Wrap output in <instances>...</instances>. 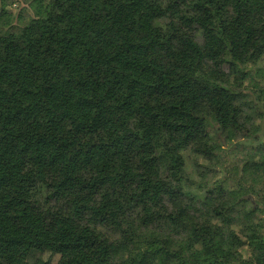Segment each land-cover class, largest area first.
Returning <instances> with one entry per match:
<instances>
[{
    "label": "trees",
    "instance_id": "16d2710c",
    "mask_svg": "<svg viewBox=\"0 0 264 264\" xmlns=\"http://www.w3.org/2000/svg\"><path fill=\"white\" fill-rule=\"evenodd\" d=\"M263 62L264 0H0V264H264Z\"/></svg>",
    "mask_w": 264,
    "mask_h": 264
},
{
    "label": "rangeland",
    "instance_id": "374dc122",
    "mask_svg": "<svg viewBox=\"0 0 264 264\" xmlns=\"http://www.w3.org/2000/svg\"><path fill=\"white\" fill-rule=\"evenodd\" d=\"M16 10L17 9H15V8H12V12H14V13H16ZM261 64H263L264 65V62L263 63H261ZM262 128H264V125H263V127ZM242 137H243V135H238V137H237V140H241L242 139ZM229 149H230V152H233L234 153V151L236 150V148L235 147H232V146H230L229 147ZM197 175H198V172L196 173Z\"/></svg>",
    "mask_w": 264,
    "mask_h": 264
}]
</instances>
